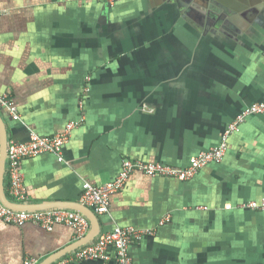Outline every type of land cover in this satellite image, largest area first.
<instances>
[{
    "label": "crops",
    "instance_id": "0c3cea01",
    "mask_svg": "<svg viewBox=\"0 0 264 264\" xmlns=\"http://www.w3.org/2000/svg\"><path fill=\"white\" fill-rule=\"evenodd\" d=\"M246 1L0 0V94L21 118L0 109L8 141L76 125L62 161L53 153L23 161L25 206H85L84 185L113 182L124 161L185 169L218 147L264 101V0H252L253 18ZM9 187L5 175L13 202ZM261 200L264 114L248 117L222 163L192 180L133 173L96 215L100 236L88 244L134 228L154 235L130 246L132 264H264V212L240 208ZM85 236L0 220V264H42ZM88 244L59 260L117 264L115 252L106 263L74 258Z\"/></svg>",
    "mask_w": 264,
    "mask_h": 264
},
{
    "label": "built area",
    "instance_id": "2783aa9c",
    "mask_svg": "<svg viewBox=\"0 0 264 264\" xmlns=\"http://www.w3.org/2000/svg\"><path fill=\"white\" fill-rule=\"evenodd\" d=\"M100 3L115 5L124 0H97ZM0 109L6 110L14 121H20V115L16 104L6 95L0 94ZM264 114V101L247 108L241 113L232 125L226 130L220 145L208 152L193 158L190 166L185 169L172 168L160 164H144L140 162L124 161L120 175L108 184L96 187L85 184L81 202L91 208L96 215H105L109 212L111 197L121 192L127 185L131 175L141 172L150 177H173L180 181H189L195 178L202 169L211 164H220L229 150L230 137L240 130L244 121L255 115ZM76 125H69L65 132L54 137H40L32 135L28 142L10 141L8 143L6 175L10 179L9 192L17 205H26L27 190L22 174V163L26 159L35 158L45 153H53L59 156L63 148L70 140L72 131ZM1 162V141H0ZM240 208L252 211L264 212V200L250 202ZM0 220L7 225L24 227L27 224H35L47 231L53 230L56 225H65L74 229L79 236H85L90 230L89 220L80 212L66 209L17 211L4 204L0 197ZM150 231L134 228H116L110 233L99 237L96 242L90 243L74 253V258L79 261L110 262L112 252H115L117 264H132L129 254L130 246L145 236H153ZM25 264H38L35 260L26 261ZM54 264H69V260H59Z\"/></svg>",
    "mask_w": 264,
    "mask_h": 264
},
{
    "label": "water",
    "instance_id": "95a60500",
    "mask_svg": "<svg viewBox=\"0 0 264 264\" xmlns=\"http://www.w3.org/2000/svg\"><path fill=\"white\" fill-rule=\"evenodd\" d=\"M188 2H192V0H187ZM252 4L250 2L246 1V7L249 5V9L247 11V8L244 7L243 9H246L245 16H248L250 18H253L255 14L258 12V8L260 6L259 1H252ZM259 3V6H258ZM241 8V7H240ZM0 141H1V162H0V197L5 205L10 207L13 210L17 211H38V210H45V209H56V208H66V209H73L76 211L81 212L84 216L88 218V220L91 222V231L90 233L85 236L80 242L76 243L75 245H72L71 247L64 249L63 251L51 256L46 261H44L42 264H53L54 262L58 261L59 259L63 258L66 254L75 251L79 247L88 244L92 240L96 239L98 236H100V223L98 220V217L94 212L90 209H88L85 206H82L80 204H54V205H39V206H31V205H17L11 202L8 197L5 194L4 191V181H5V175H6V168H7V154H8V134L6 129L5 121L0 114Z\"/></svg>",
    "mask_w": 264,
    "mask_h": 264
}]
</instances>
